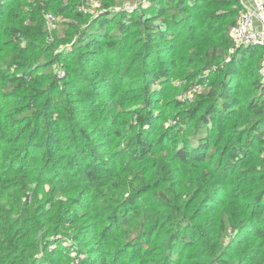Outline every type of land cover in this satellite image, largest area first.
<instances>
[{
	"label": "trees",
	"instance_id": "obj_1",
	"mask_svg": "<svg viewBox=\"0 0 264 264\" xmlns=\"http://www.w3.org/2000/svg\"><path fill=\"white\" fill-rule=\"evenodd\" d=\"M134 1L0 0V264L263 263L264 45Z\"/></svg>",
	"mask_w": 264,
	"mask_h": 264
},
{
	"label": "built area",
	"instance_id": "obj_2",
	"mask_svg": "<svg viewBox=\"0 0 264 264\" xmlns=\"http://www.w3.org/2000/svg\"><path fill=\"white\" fill-rule=\"evenodd\" d=\"M239 12L232 35L237 44L264 45V0H240ZM264 76V68L262 69Z\"/></svg>",
	"mask_w": 264,
	"mask_h": 264
},
{
	"label": "rangeland",
	"instance_id": "obj_3",
	"mask_svg": "<svg viewBox=\"0 0 264 264\" xmlns=\"http://www.w3.org/2000/svg\"><path fill=\"white\" fill-rule=\"evenodd\" d=\"M119 1V3H123V5H130V4H133V6H135L136 4H139V2L137 1V2H135L134 0H118ZM94 13H97V10H95L94 11ZM179 16V15H178ZM107 25V24H106ZM179 98H181L182 100H184V107L186 108V106H187V104L189 103V102H191L190 100H192L193 99V91L192 90H185L182 94H179L178 93V91H176V90H171L170 91V93H169V99H168V101H167V103L168 102H173L174 101V99H179ZM124 100V99H123ZM170 105H172V104H168V106H170ZM196 142V141H195ZM195 142H192V143H195ZM198 144L196 143V146H197ZM263 260H264V258H263ZM262 264H264V261H263V263Z\"/></svg>",
	"mask_w": 264,
	"mask_h": 264
},
{
	"label": "crops",
	"instance_id": "obj_4",
	"mask_svg": "<svg viewBox=\"0 0 264 264\" xmlns=\"http://www.w3.org/2000/svg\"><path fill=\"white\" fill-rule=\"evenodd\" d=\"M248 2L250 3V0H248Z\"/></svg>",
	"mask_w": 264,
	"mask_h": 264
}]
</instances>
